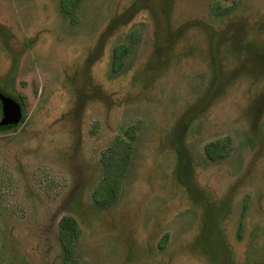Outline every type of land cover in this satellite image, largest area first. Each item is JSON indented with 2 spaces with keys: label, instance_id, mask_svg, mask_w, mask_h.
Returning a JSON list of instances; mask_svg holds the SVG:
<instances>
[{
  "label": "rangeland",
  "instance_id": "1",
  "mask_svg": "<svg viewBox=\"0 0 264 264\" xmlns=\"http://www.w3.org/2000/svg\"><path fill=\"white\" fill-rule=\"evenodd\" d=\"M77 14L0 0V88L26 113L0 131V264H62L65 214L85 264H264V0H81ZM133 125L120 196L101 209V152ZM226 137L229 156L208 159Z\"/></svg>",
  "mask_w": 264,
  "mask_h": 264
},
{
  "label": "trees",
  "instance_id": "2",
  "mask_svg": "<svg viewBox=\"0 0 264 264\" xmlns=\"http://www.w3.org/2000/svg\"><path fill=\"white\" fill-rule=\"evenodd\" d=\"M80 3L81 0H59L60 12L73 24L78 23L79 17L77 13ZM139 40L140 31L132 30L129 36V43H119L113 47L111 60V74L113 76L124 73L126 59ZM16 99L24 106L20 97ZM25 117L26 113L23 114L21 122L24 121ZM16 128L17 126L13 129ZM137 132V126H130L125 130V136H116L101 152V179L92 195L95 204L101 209L110 208L116 203L120 196L124 178L133 160ZM176 142L178 153L177 175L181 182L189 186V189L192 190L194 184L188 177L193 169L192 161L187 148L179 142L178 137ZM231 148L232 139L226 137L206 143L204 145V152L206 157L211 161H219L229 156ZM82 232V227L75 216L71 214L61 216L58 223V240L60 244V257L62 264H85L79 247ZM165 240L166 238L164 239V242Z\"/></svg>",
  "mask_w": 264,
  "mask_h": 264
},
{
  "label": "water",
  "instance_id": "3",
  "mask_svg": "<svg viewBox=\"0 0 264 264\" xmlns=\"http://www.w3.org/2000/svg\"><path fill=\"white\" fill-rule=\"evenodd\" d=\"M1 118L0 131L13 129L23 119V107L15 97L4 93L0 88Z\"/></svg>",
  "mask_w": 264,
  "mask_h": 264
}]
</instances>
